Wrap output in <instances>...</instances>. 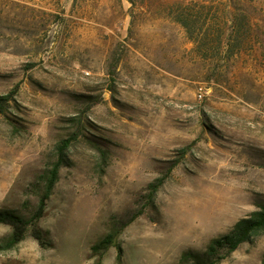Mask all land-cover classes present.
<instances>
[{
  "label": "rangeland",
  "instance_id": "rangeland-1",
  "mask_svg": "<svg viewBox=\"0 0 264 264\" xmlns=\"http://www.w3.org/2000/svg\"><path fill=\"white\" fill-rule=\"evenodd\" d=\"M171 3L226 13L232 57L200 55ZM0 96V209L30 216L61 159L45 245L0 264H181L264 206V0H0ZM263 253L264 231L218 264Z\"/></svg>",
  "mask_w": 264,
  "mask_h": 264
},
{
  "label": "trees",
  "instance_id": "trees-1",
  "mask_svg": "<svg viewBox=\"0 0 264 264\" xmlns=\"http://www.w3.org/2000/svg\"><path fill=\"white\" fill-rule=\"evenodd\" d=\"M194 10L190 5L171 3L168 6V15L173 22L178 24L185 32L186 37L193 43L194 48L204 57H215L223 54L227 58L233 55V40L226 32L228 20L223 12H204L203 7ZM8 96H0V114L8 103ZM65 146V145H63ZM61 159L53 164L51 169L38 178L41 184V194L33 213L28 216L12 210L0 209V224L10 228L9 235L0 242V251L12 249L26 236L32 237L40 246L45 245V236L38 222L42 218L45 205L53 187L58 179ZM162 184L157 180L149 186L155 192ZM264 231V206L250 213L247 217L238 220L224 235L210 240L205 250L201 253L186 251L180 256L181 264H218L229 254L234 252L241 244L248 243L251 239ZM115 235L110 232L98 243L91 247L92 253L102 255L113 243ZM264 264V253L262 256Z\"/></svg>",
  "mask_w": 264,
  "mask_h": 264
}]
</instances>
